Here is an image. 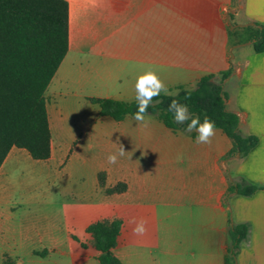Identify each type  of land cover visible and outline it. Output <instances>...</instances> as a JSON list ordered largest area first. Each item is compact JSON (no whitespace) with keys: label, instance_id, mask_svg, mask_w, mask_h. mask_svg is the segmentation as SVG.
Masks as SVG:
<instances>
[{"label":"crops","instance_id":"crops-1","mask_svg":"<svg viewBox=\"0 0 264 264\" xmlns=\"http://www.w3.org/2000/svg\"><path fill=\"white\" fill-rule=\"evenodd\" d=\"M65 1L69 50L46 91L47 111L52 139L67 144L62 138L71 137L73 144L83 136L77 155L85 142L95 151L88 158L93 183L86 193L80 186L86 178L75 182L74 158L67 168L71 190L57 197L61 233L54 254L18 256L13 264H100L87 229L115 219L121 228L113 253L122 264H226L231 224L250 225L236 264H264V52L256 53L253 41L238 45L243 54L233 65L229 48L230 30L264 25V0ZM148 70L168 94L195 89L204 76L214 75L227 94V109L240 118V133L256 136L258 144L244 158L229 157L233 140L220 129L209 144L196 143V130L127 129L120 132L125 154L110 168L111 146L101 140L110 131L91 128L96 114L78 106H87L89 98L135 101L136 79ZM70 118L80 126L62 133L60 122ZM101 173L107 178L97 193ZM239 178L260 190L229 194ZM118 183L127 190L107 195L106 188ZM133 217L147 221L144 235L133 234Z\"/></svg>","mask_w":264,"mask_h":264},{"label":"trees","instance_id":"trees-1","mask_svg":"<svg viewBox=\"0 0 264 264\" xmlns=\"http://www.w3.org/2000/svg\"><path fill=\"white\" fill-rule=\"evenodd\" d=\"M232 17V16H231ZM248 33L256 53L264 52V25L254 23L244 29L230 30ZM69 50V4L65 0H0V170L13 147L25 150L34 161H48L52 156V133L47 111L46 91ZM231 67L221 75L222 82L230 77ZM188 97L187 99L185 97ZM177 100L186 104L190 118H207L233 140L229 157L244 158L258 144L253 135L240 133L239 116L226 107L227 94L214 75L204 76L195 89L178 87L176 94L161 92L153 99L145 115H157L172 131H185L190 119L178 124L169 111ZM99 107V117L122 122L133 117L137 102H122L112 98H89ZM196 137V135H194ZM105 174L99 175V186L105 187ZM127 185L118 183L106 188L107 195L120 194ZM229 194L237 192L252 196L260 187L245 179L233 180ZM121 222L101 220L91 224L87 232L100 252V264H122L114 255ZM226 264H236L238 253L250 234V225L231 224Z\"/></svg>","mask_w":264,"mask_h":264},{"label":"rangeland","instance_id":"rangeland-1","mask_svg":"<svg viewBox=\"0 0 264 264\" xmlns=\"http://www.w3.org/2000/svg\"><path fill=\"white\" fill-rule=\"evenodd\" d=\"M234 25L231 20V26ZM248 33L242 32L230 34V47L233 50L232 64H237L241 59V51L238 45L248 43ZM249 49H246L248 51ZM240 52V53H239ZM220 82V79H218ZM172 92L171 94H175ZM89 100V99H88ZM87 100V101H88ZM89 115L95 113V119L91 128L105 130L101 140L107 141L111 148L106 153L117 155L115 164L108 163L110 168H117L120 164V132L127 129L158 130L163 128L158 116L145 115V124L135 121L133 118L123 122L109 121L98 116V106L87 103V106L79 105ZM81 121L70 118L60 122V130L64 133L67 129H76ZM84 137L78 136L75 143L70 138L67 144H61L54 135L52 139V156L48 161H34L23 150L13 147L0 171V264H13L20 256L31 258L32 256L46 257L55 252V242L60 239L61 229L57 225L58 195L71 190L72 182L67 174V168L74 159L75 182L79 177H85L86 193L93 183L89 171L88 158L94 155L88 142L83 143L81 152L77 155L75 147ZM77 155V156H76ZM76 156V157H74ZM86 159V160H85ZM105 180L107 173H104ZM100 185V184H99ZM97 186V193L103 187ZM99 188V189H98ZM51 247V248H48ZM53 247V248H52ZM21 248V249H20Z\"/></svg>","mask_w":264,"mask_h":264},{"label":"clouds","instance_id":"clouds-1","mask_svg":"<svg viewBox=\"0 0 264 264\" xmlns=\"http://www.w3.org/2000/svg\"><path fill=\"white\" fill-rule=\"evenodd\" d=\"M135 91L137 111L133 114V119L141 124H145L146 126L145 114L147 113V109L150 105H152L153 99L158 97L161 92H164L166 95L168 94L167 87L156 72L148 70L137 77ZM185 98L187 99L188 97L186 96ZM168 110L173 112V118L178 124H184L190 119V123L187 124L185 131L191 132L196 130L198 133L196 137L197 144L211 143V138L215 135V123L213 121L205 118L203 123H201L199 117L190 118L188 106L186 104L179 103L177 100H172L170 102ZM124 154L125 150L121 145L119 155L123 156ZM107 159L108 163L115 164L117 162V155L110 154ZM129 223L135 225L132 229L133 234L142 236L146 233L147 221L143 218L137 220L133 217Z\"/></svg>","mask_w":264,"mask_h":264},{"label":"water","instance_id":"water-1","mask_svg":"<svg viewBox=\"0 0 264 264\" xmlns=\"http://www.w3.org/2000/svg\"><path fill=\"white\" fill-rule=\"evenodd\" d=\"M253 42H250V44H252ZM235 68V70H236V67H234Z\"/></svg>","mask_w":264,"mask_h":264}]
</instances>
